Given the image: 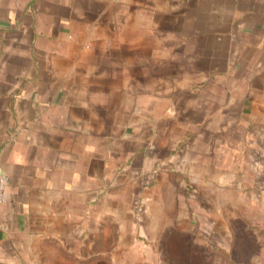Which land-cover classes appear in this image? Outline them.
<instances>
[{
    "label": "crops",
    "instance_id": "1",
    "mask_svg": "<svg viewBox=\"0 0 264 264\" xmlns=\"http://www.w3.org/2000/svg\"><path fill=\"white\" fill-rule=\"evenodd\" d=\"M243 153L263 183L264 0H0V264H117L153 175Z\"/></svg>",
    "mask_w": 264,
    "mask_h": 264
},
{
    "label": "rangeland",
    "instance_id": "2",
    "mask_svg": "<svg viewBox=\"0 0 264 264\" xmlns=\"http://www.w3.org/2000/svg\"><path fill=\"white\" fill-rule=\"evenodd\" d=\"M244 153L207 157L215 167L200 181L153 175L129 205L133 237L122 238L117 264H264V182L252 183Z\"/></svg>",
    "mask_w": 264,
    "mask_h": 264
},
{
    "label": "built area",
    "instance_id": "3",
    "mask_svg": "<svg viewBox=\"0 0 264 264\" xmlns=\"http://www.w3.org/2000/svg\"><path fill=\"white\" fill-rule=\"evenodd\" d=\"M8 185V178L7 176L0 175V203L3 202L4 191L6 186ZM5 226L0 223V231L4 230Z\"/></svg>",
    "mask_w": 264,
    "mask_h": 264
}]
</instances>
